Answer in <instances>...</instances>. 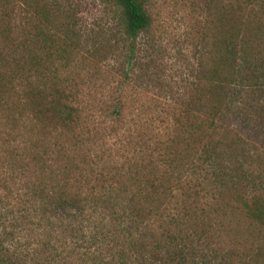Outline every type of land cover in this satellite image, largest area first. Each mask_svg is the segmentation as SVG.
Masks as SVG:
<instances>
[{
    "label": "rangeland",
    "instance_id": "rangeland-1",
    "mask_svg": "<svg viewBox=\"0 0 264 264\" xmlns=\"http://www.w3.org/2000/svg\"><path fill=\"white\" fill-rule=\"evenodd\" d=\"M144 8L150 24L131 43L113 3L0 0V48L20 63L38 61L39 72L24 78L61 83L87 119L84 126L97 128L100 137L87 148L119 164L134 156L139 129L161 134L188 110L199 119L209 80L234 78L215 118L214 150L208 157L202 144L199 167L185 174L190 186L199 184V212L208 213L213 227L193 243V257L196 264H264V226L227 206L235 191L264 198V0H144ZM46 34L51 44L44 42ZM216 65L220 70L213 72ZM117 101L124 116L114 125L105 115ZM3 117L0 264H93L88 257L105 252L93 239L99 216L86 209L58 218L25 189L37 172L22 171L25 148L20 138L9 141ZM104 259L100 255L96 264Z\"/></svg>",
    "mask_w": 264,
    "mask_h": 264
},
{
    "label": "trees",
    "instance_id": "trees-1",
    "mask_svg": "<svg viewBox=\"0 0 264 264\" xmlns=\"http://www.w3.org/2000/svg\"><path fill=\"white\" fill-rule=\"evenodd\" d=\"M102 1L119 9L123 34L131 43L148 28L150 18L144 0ZM45 36L44 42L51 44L53 39ZM28 41L31 46L35 44ZM216 66L213 72L220 70ZM30 71L39 72L37 60L20 63L8 58L0 48V113L8 126L5 131H9L10 142L20 138L25 148L20 157L24 163L22 171L37 172L25 189L45 209L56 210L58 218L86 209L99 216V229L95 226L93 239L101 243L105 252L88 257L93 264L102 263L100 255L107 257L103 264H196L193 243L209 236V215L199 212V184L190 186L185 174L199 167L198 151L202 144L206 156L214 150L215 118L236 80H209L207 95L199 99L203 112L199 119L188 110L182 117H174L161 134L139 129L138 140L133 142L134 156L119 164L103 151L87 148L100 136L97 128L91 132L84 126L87 119L71 103L72 96L66 88L61 83H40V75L34 76V81L32 77L24 78ZM18 81H23L20 87ZM194 101L190 98L189 104ZM123 116L120 101L105 115L114 125ZM23 117L25 122L20 123ZM18 130L26 133L15 134ZM28 134L40 139L31 141ZM229 196L230 209L237 210L251 223L264 226V198L248 199L239 191ZM215 210L218 211L213 209V214H218ZM89 222L94 224V220Z\"/></svg>",
    "mask_w": 264,
    "mask_h": 264
}]
</instances>
